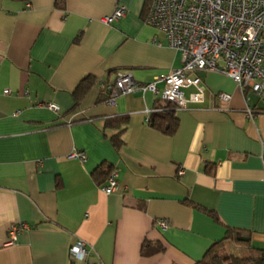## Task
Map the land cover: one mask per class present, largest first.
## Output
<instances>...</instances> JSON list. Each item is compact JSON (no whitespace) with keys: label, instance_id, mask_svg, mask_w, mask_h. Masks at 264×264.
Here are the masks:
<instances>
[{"label":"crops","instance_id":"0c3cea01","mask_svg":"<svg viewBox=\"0 0 264 264\" xmlns=\"http://www.w3.org/2000/svg\"><path fill=\"white\" fill-rule=\"evenodd\" d=\"M120 7L126 16L105 24ZM150 9V0H0V264H196L228 230L264 249V94L199 73L205 101L177 112L173 136L148 124L165 105L153 93L109 103L119 73L147 85L182 65L146 24ZM86 76L96 81L76 99ZM110 171L119 186L106 195ZM18 223L29 230L8 245ZM77 241L91 250L86 263L70 256ZM145 242L164 251L144 257ZM231 247L245 249L227 242L219 254Z\"/></svg>","mask_w":264,"mask_h":264},{"label":"built area","instance_id":"2783aa9c","mask_svg":"<svg viewBox=\"0 0 264 264\" xmlns=\"http://www.w3.org/2000/svg\"><path fill=\"white\" fill-rule=\"evenodd\" d=\"M151 9L146 24L162 33L169 46L180 52L182 65L168 75L155 78L147 85L138 84L130 73H119L108 86L109 103L124 95L151 92L164 104L186 110L205 101L207 88L198 76L202 72H219L232 79L244 92L264 94V0H150ZM125 7L118 8L103 19L107 25L124 18ZM158 84H164L161 92ZM193 89L187 94L186 91ZM7 95L9 91L5 92ZM220 101L230 103L232 96L222 93ZM52 111L59 108L46 105ZM72 158L86 161L84 153ZM264 162V158H263ZM185 171L182 169L179 175ZM117 174L112 173L102 191L111 195L118 189ZM166 230L170 222L156 224ZM29 230L25 223L12 224L8 229V245H15L19 236ZM91 250L83 241L70 249L72 260L87 262Z\"/></svg>","mask_w":264,"mask_h":264},{"label":"trees","instance_id":"16d2710c","mask_svg":"<svg viewBox=\"0 0 264 264\" xmlns=\"http://www.w3.org/2000/svg\"><path fill=\"white\" fill-rule=\"evenodd\" d=\"M22 2H28L29 0H16ZM96 79L93 76H86L78 84L74 96L76 99H81L92 88ZM249 90H245L246 93ZM109 93V90H108ZM110 95V94H109ZM177 108L171 104H165L162 108L156 109L150 114L148 124L153 129L163 133L164 135L173 136L179 127V118L177 117ZM126 117L111 118L106 121V127H113L119 122L125 123ZM124 130L119 131L111 139L113 145L118 149L123 145L122 135ZM112 171L109 172L107 179ZM217 222L218 218L211 214ZM227 242H233L236 245L243 246L248 252V258H239L234 255H228L221 257L219 251L223 249ZM164 251L161 245H152L147 242L144 243L142 248V255L144 257H151ZM196 264H264V249H258L252 246L250 235L247 232L240 230H228L226 237L222 242L215 244L205 255V257Z\"/></svg>","mask_w":264,"mask_h":264},{"label":"rangeland","instance_id":"374dc122","mask_svg":"<svg viewBox=\"0 0 264 264\" xmlns=\"http://www.w3.org/2000/svg\"><path fill=\"white\" fill-rule=\"evenodd\" d=\"M232 255L239 257V258H248L249 252H247L245 249H242L241 247L239 249H236L235 247H231ZM221 257L228 256L229 254H219Z\"/></svg>","mask_w":264,"mask_h":264}]
</instances>
